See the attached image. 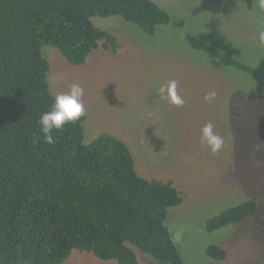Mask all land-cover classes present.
<instances>
[{
	"label": "rangeland",
	"instance_id": "1",
	"mask_svg": "<svg viewBox=\"0 0 264 264\" xmlns=\"http://www.w3.org/2000/svg\"><path fill=\"white\" fill-rule=\"evenodd\" d=\"M154 1L171 22L153 34L120 16L93 17L116 36V52L101 41L85 64L73 65L57 47L44 46L50 89L57 95L79 84L85 142L104 133L119 137L141 176L171 180L183 193L166 224L185 264H264V9L260 0ZM181 20L184 26H176ZM188 34L214 51L193 48ZM222 53L251 63L258 75L225 65ZM172 80L184 100L180 106L159 97V87ZM209 123L224 141L216 153L202 142ZM251 199L259 204L255 216L207 230L210 218ZM210 245L227 249V258L210 257ZM135 250L140 264H160ZM62 264L119 263L75 249Z\"/></svg>",
	"mask_w": 264,
	"mask_h": 264
},
{
	"label": "trees",
	"instance_id": "2",
	"mask_svg": "<svg viewBox=\"0 0 264 264\" xmlns=\"http://www.w3.org/2000/svg\"><path fill=\"white\" fill-rule=\"evenodd\" d=\"M95 16H120L149 34L171 22L154 0H0V264H62L75 249L140 264L135 247L160 264H185L166 224L169 209L184 201L173 181L141 176L129 146L113 134L86 143L85 116L54 131L53 143L41 132V114L55 97L43 47H57L73 65L85 64L101 41L111 52L120 47ZM187 41L214 51L193 34ZM220 59L258 75L231 54ZM258 211L256 200H246L206 228L238 224ZM207 252L217 260L228 256L220 245Z\"/></svg>",
	"mask_w": 264,
	"mask_h": 264
},
{
	"label": "clouds",
	"instance_id": "3",
	"mask_svg": "<svg viewBox=\"0 0 264 264\" xmlns=\"http://www.w3.org/2000/svg\"><path fill=\"white\" fill-rule=\"evenodd\" d=\"M259 7L264 9V0H260ZM259 40L264 43V31L259 34ZM159 97L167 99L169 103L180 106L184 103L183 98L178 95L177 82L169 81L158 89ZM84 90L79 84H73L67 93L57 94L51 110L41 114L39 124L46 143H53V132L65 128L66 125L75 123L85 115V106L82 101ZM214 95V94H213ZM202 142L216 153L223 146V138L216 135L211 123L202 128Z\"/></svg>",
	"mask_w": 264,
	"mask_h": 264
}]
</instances>
